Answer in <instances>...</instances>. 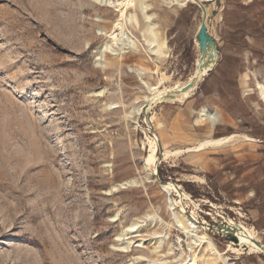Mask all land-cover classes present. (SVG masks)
<instances>
[{
  "label": "rangeland",
  "instance_id": "rangeland-1",
  "mask_svg": "<svg viewBox=\"0 0 264 264\" xmlns=\"http://www.w3.org/2000/svg\"><path fill=\"white\" fill-rule=\"evenodd\" d=\"M145 2L167 44L159 58L146 50L139 0L123 9L0 0V264H171V245L185 258L177 227L160 247L152 241L173 222L165 184L207 223L227 262L264 264V251L238 253L229 248L238 237L215 229L241 223L264 245V0H217L213 14L212 0ZM203 8L215 57L198 49ZM134 10L138 24L125 29L136 49L100 55L117 19ZM196 65L203 75L192 95L174 100ZM143 81L169 94L136 115ZM202 107L219 112L214 127L197 120ZM145 213L162 222L141 221ZM136 220L138 231L123 239Z\"/></svg>",
  "mask_w": 264,
  "mask_h": 264
},
{
  "label": "bare ground",
  "instance_id": "bare-ground-1",
  "mask_svg": "<svg viewBox=\"0 0 264 264\" xmlns=\"http://www.w3.org/2000/svg\"><path fill=\"white\" fill-rule=\"evenodd\" d=\"M99 1L105 5H112L119 9L125 8L126 3H127V0H99ZM162 1L166 2L167 4L172 3L170 2V0H162ZM188 1H191V2L198 1L199 2L200 0H188ZM205 1H210V0H205ZM212 2L213 3H211V8L213 9L215 7L214 0H212ZM147 6L148 5L145 2V0H139V10L146 17L147 22H148V26L146 28V36L143 35V41L146 45V50L152 55H154L155 58H159L167 54V51H168L167 44L163 38L159 37V32L158 30H156L157 28L155 29L154 25L152 24L153 22L151 23L149 15L146 12L148 10V9L146 10ZM125 24H129V25L138 24V19H137L135 10L132 11L130 14L125 13L123 15V18L117 19V21L113 25V30L110 34V40L108 43H105L103 50L100 52V55H102L104 51H110L113 53L117 52V53L122 54L126 51L136 49L137 47L136 40L129 32H127V30L125 29ZM213 52L214 53L212 56L215 57L216 56L215 51L213 50ZM134 71L139 76H141V72L139 69L134 68ZM202 75H203V71H201V68L196 65L195 70L193 72V78L187 86L186 94L185 95L174 94V100L187 99L188 97H190L193 93L194 88L197 86L199 79H201ZM143 84L146 87L148 93L143 96V103L133 108L132 112H134L136 115L140 113V110L141 112L145 111L146 107L151 106L157 100L158 102H161L162 99L165 96H167V94H169V92L161 93L157 89V87L152 86L151 84H148L145 81H143ZM259 90H260V95L264 99V87H262L260 83H259ZM113 104L114 103L111 102L109 105H113ZM144 104H147L145 108H143ZM218 113L216 111H212L205 107H202L198 111L197 120H202V119L206 120L210 124V126L213 127L220 120V116H219L220 114ZM226 139H229V138H226ZM210 143H212V141ZM150 145H149V148H151V153L149 154L150 157L148 156L149 159H147L149 160V163L143 162L144 167L148 171H151L152 169L151 167L154 164V157L156 156L154 154L159 144L157 143L155 148L150 147ZM169 151L168 149H163L162 154L164 155V157H168V155H170ZM147 160L145 159V161ZM153 172L156 173V170H153ZM135 183L136 181L134 179H131V180H128L127 182L122 183V185H129V184L134 185ZM164 186H165L167 194L169 195L168 208L170 210V214L172 216L173 222L172 223L164 222L165 227H166L164 234L156 236L154 237L155 240H152L156 242L157 247H160L164 243V238L167 236V233H169L171 226H173V227H177L181 232L185 234L186 236L185 241H186V245L188 248V254L184 256L185 258H183L182 251L175 252L176 248H174L172 245L169 247V252L172 254L173 264H232V263L227 262L228 259L224 257L223 251L218 248V246L214 243V241L211 239V237L206 232V230L209 229V227L207 226V223L203 221L204 224L206 225H203V224L201 225L197 222V216H198L197 213L194 210L189 211L190 213L186 210L188 203L184 204L178 200L174 201L170 197L172 192L178 193L177 191L178 187L177 188L173 187L170 184H165ZM143 217L144 218L143 220L141 219V221L149 220L150 223H155V222L161 223L162 222V219L155 213H145ZM224 223H225L224 225H220L221 228L215 227V229L218 231L228 232L229 234H232L233 236L238 237V240L235 238L234 242L229 241L230 244L233 245V247L232 245H229L230 249H233L237 251L238 253H242L244 250H248L250 252H263L264 251V245L260 243L259 235L253 227L244 226L241 223H236L231 220L230 221L225 220ZM139 226H140L139 220L130 222V224L127 227H125L124 231L121 234L122 237L124 236L123 239H126L125 235L127 233L130 234V233L137 232ZM227 228H230L231 230H228ZM180 241L181 240L179 239L178 244L180 243ZM146 242L148 241L140 239L138 245L142 246ZM128 245H129V242L124 240L123 246L127 247ZM153 251L158 252L157 248H154ZM130 264H133V262H131ZM158 264H161V262H159Z\"/></svg>",
  "mask_w": 264,
  "mask_h": 264
},
{
  "label": "water",
  "instance_id": "water-1",
  "mask_svg": "<svg viewBox=\"0 0 264 264\" xmlns=\"http://www.w3.org/2000/svg\"><path fill=\"white\" fill-rule=\"evenodd\" d=\"M217 0H214V3H216ZM214 8L210 11V14H213ZM209 14L206 13V9L203 8V16H202V21L199 25V29L198 32L196 34V40L198 42V49L199 52L202 53V55H204V52L206 51L207 47H211L215 53H216V43H215V38L210 36L208 34V30H207V20L209 18ZM147 104H144L143 108L146 107ZM224 225V224H223ZM217 228H221L220 225L217 226ZM228 230H231L230 228H227Z\"/></svg>",
  "mask_w": 264,
  "mask_h": 264
},
{
  "label": "crops",
  "instance_id": "crops-1",
  "mask_svg": "<svg viewBox=\"0 0 264 264\" xmlns=\"http://www.w3.org/2000/svg\"><path fill=\"white\" fill-rule=\"evenodd\" d=\"M216 61H217V59H216ZM216 61H215V62H216ZM214 64H215V63H214ZM214 64H213V66H214ZM213 66H212V67H213ZM212 67H211V68H212ZM211 68H210V69H211ZM210 69H209V70H210ZM209 70H207V71H209ZM201 79H202V78H201ZM199 81H200V80H199ZM199 81H198V82H199ZM214 126H215V125H214ZM214 126H213V127H214Z\"/></svg>",
  "mask_w": 264,
  "mask_h": 264
}]
</instances>
